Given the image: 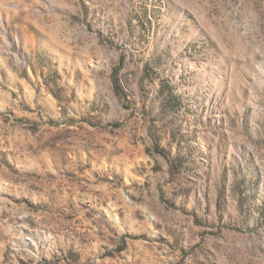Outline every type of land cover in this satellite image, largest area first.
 <instances>
[{"label": "rangeland", "instance_id": "1", "mask_svg": "<svg viewBox=\"0 0 264 264\" xmlns=\"http://www.w3.org/2000/svg\"><path fill=\"white\" fill-rule=\"evenodd\" d=\"M0 264H264V0H0Z\"/></svg>", "mask_w": 264, "mask_h": 264}, {"label": "trees", "instance_id": "2", "mask_svg": "<svg viewBox=\"0 0 264 264\" xmlns=\"http://www.w3.org/2000/svg\"><path fill=\"white\" fill-rule=\"evenodd\" d=\"M118 88V87H117Z\"/></svg>", "mask_w": 264, "mask_h": 264}]
</instances>
